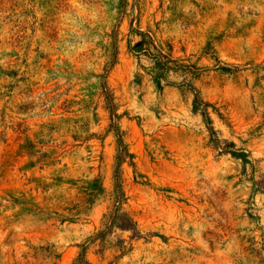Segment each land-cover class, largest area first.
Listing matches in <instances>:
<instances>
[{"label": "rangeland", "instance_id": "rangeland-1", "mask_svg": "<svg viewBox=\"0 0 264 264\" xmlns=\"http://www.w3.org/2000/svg\"><path fill=\"white\" fill-rule=\"evenodd\" d=\"M139 32L193 67L161 72ZM118 135L140 236L102 245ZM82 246L89 264H264V0H0V264Z\"/></svg>", "mask_w": 264, "mask_h": 264}, {"label": "trees", "instance_id": "trees-1", "mask_svg": "<svg viewBox=\"0 0 264 264\" xmlns=\"http://www.w3.org/2000/svg\"><path fill=\"white\" fill-rule=\"evenodd\" d=\"M139 35H140V39L134 43L131 49L138 53L147 52L151 54L149 49L150 46H152V48H154L156 51V53H154V55L156 56V65L161 72H166L171 68L179 69L181 71H187L191 67H193V65L190 64H185L183 62H176L175 60L172 59L170 53L154 45L150 32L148 33L139 32ZM115 60H116V46L113 45V54H112L111 62H109L106 65V68H110L112 64L115 62ZM180 86L182 88L183 87L187 88L194 94V98H193L194 106L196 109H198L201 112V115L205 123L208 125V130L210 133L211 140L215 143L216 146L219 145V139L215 135L214 128L212 127V121L207 111L208 105L198 96V91L194 86L185 82H182ZM101 87L103 89V94L105 95L106 104L110 109L111 114H114L112 112V102H111L112 100L110 94L107 91L105 83H102ZM117 145H118V149L116 155V164L114 168L112 206L110 210L104 215L103 227L95 235V239L99 240L102 245H104V240L106 235L109 232H111V230L113 229H117L120 231H129L132 233L133 237L140 236V232L137 227V222L135 221L133 216L129 213V211L124 207L126 201V194L120 174V164L124 162L127 158H131L132 156L130 153H128V150L123 144L120 135H118ZM223 149H230L232 150L233 156L244 161L246 160V154H244L240 150H236L231 146H225L223 147ZM119 247L121 249V254H124L126 251L131 249V245L127 246L124 240H121V244L119 245ZM85 254H86V247L82 246L80 253L78 254L75 260V264H89Z\"/></svg>", "mask_w": 264, "mask_h": 264}]
</instances>
